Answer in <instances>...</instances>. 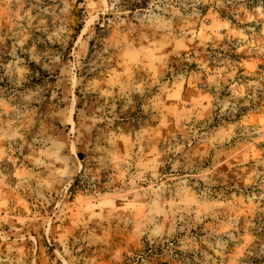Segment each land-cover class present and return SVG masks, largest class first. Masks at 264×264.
<instances>
[{
	"label": "rangeland",
	"instance_id": "1",
	"mask_svg": "<svg viewBox=\"0 0 264 264\" xmlns=\"http://www.w3.org/2000/svg\"><path fill=\"white\" fill-rule=\"evenodd\" d=\"M0 264H264V0H0Z\"/></svg>",
	"mask_w": 264,
	"mask_h": 264
},
{
	"label": "trees",
	"instance_id": "2",
	"mask_svg": "<svg viewBox=\"0 0 264 264\" xmlns=\"http://www.w3.org/2000/svg\"><path fill=\"white\" fill-rule=\"evenodd\" d=\"M78 156L81 160L84 158V154L82 152H78Z\"/></svg>",
	"mask_w": 264,
	"mask_h": 264
}]
</instances>
